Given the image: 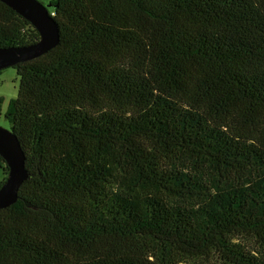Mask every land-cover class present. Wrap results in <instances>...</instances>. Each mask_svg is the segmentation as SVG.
<instances>
[{
  "label": "trees",
  "instance_id": "obj_1",
  "mask_svg": "<svg viewBox=\"0 0 264 264\" xmlns=\"http://www.w3.org/2000/svg\"><path fill=\"white\" fill-rule=\"evenodd\" d=\"M40 1L60 38L11 67L17 95L4 110L0 97L28 173L0 209V264H264V150L252 138L209 121L205 99L186 107L156 92L132 114L102 103L103 93L141 98L107 64L137 50L134 33L159 34L171 84L185 95L178 80L207 72V90L225 85L246 104L254 137L264 0ZM39 40L0 1V48Z\"/></svg>",
  "mask_w": 264,
  "mask_h": 264
},
{
  "label": "rangeland",
  "instance_id": "obj_2",
  "mask_svg": "<svg viewBox=\"0 0 264 264\" xmlns=\"http://www.w3.org/2000/svg\"><path fill=\"white\" fill-rule=\"evenodd\" d=\"M42 2L46 5L44 1ZM132 40L137 50L130 51L124 60L119 59L113 66L107 64V67L108 71L115 66L121 67V76H119L118 81L120 83L126 82V86L131 85L132 91L130 93L132 95L139 94L141 98L136 100L123 99L119 96L103 93L104 108L123 114L138 113L146 108L147 102L156 92L173 98L186 107L190 106V100L205 99V103L199 111L209 121L231 136L252 138L253 142L264 150V107H254L252 117H255L256 124L261 123V125L255 136L250 137L249 131L253 129V126L247 118L250 115L247 106L240 100L232 99L231 91L227 86L207 90L209 75L207 72H201L195 76L192 84H184L178 80L180 85L184 87L186 94L183 95L170 82L171 69L164 60L166 50L162 47L161 35L143 31L142 33H134ZM75 45L76 43L72 44V48ZM89 47L93 52L92 57L98 59L99 51L93 45ZM18 87L19 76L16 71L11 67L5 69L0 74V97L3 98L1 104L3 110L6 108L8 100L17 95ZM0 125H6L4 119H0ZM6 175L0 169V181Z\"/></svg>",
  "mask_w": 264,
  "mask_h": 264
},
{
  "label": "water",
  "instance_id": "obj_3",
  "mask_svg": "<svg viewBox=\"0 0 264 264\" xmlns=\"http://www.w3.org/2000/svg\"><path fill=\"white\" fill-rule=\"evenodd\" d=\"M0 1L28 20L40 34V40L34 44L0 48V69L39 57L58 44L59 28L52 14L49 13L48 6L40 0ZM0 155L8 167L5 182L0 186V209H2L16 201L20 185L28 176L25 155L20 144L14 134L2 125H0Z\"/></svg>",
  "mask_w": 264,
  "mask_h": 264
}]
</instances>
